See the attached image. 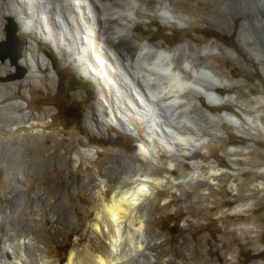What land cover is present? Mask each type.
I'll return each instance as SVG.
<instances>
[{
    "label": "rangeland",
    "instance_id": "1",
    "mask_svg": "<svg viewBox=\"0 0 264 264\" xmlns=\"http://www.w3.org/2000/svg\"><path fill=\"white\" fill-rule=\"evenodd\" d=\"M8 1L0 0V46L10 19L25 46L17 65L0 61V264H35L38 254L67 264L74 251L77 264H94L93 255L112 249L116 228L108 210L121 197L133 199L142 186L135 182L138 173L148 181V195L130 214L136 228L143 221V249L130 254L121 245L119 264H264V105L261 123L248 122L258 114L250 105L264 98V39L239 38L243 23H264V10H230L220 26L225 33L204 23H136L135 35L168 51L217 43L232 54L211 58L230 85L219 90L226 99L219 107L199 99L213 118L196 123L205 141L180 155L168 138L162 145L154 136L155 149L144 158L140 141L147 129L134 134L102 123L98 84L80 77L63 42L41 41L24 29L17 12L6 13ZM29 42L49 59L51 83L44 70L24 63ZM20 69L26 74L15 79ZM223 115L240 126L219 122Z\"/></svg>",
    "mask_w": 264,
    "mask_h": 264
},
{
    "label": "bare ground",
    "instance_id": "2",
    "mask_svg": "<svg viewBox=\"0 0 264 264\" xmlns=\"http://www.w3.org/2000/svg\"><path fill=\"white\" fill-rule=\"evenodd\" d=\"M24 1L9 0L5 3L6 13L17 12L24 29L41 41L63 42L64 54L72 60L80 77L95 81L100 88L103 101L97 104V111L102 123L120 124L134 134L140 127L147 129L140 141V152L144 158L151 156L149 151L154 148V136L162 139H159L162 145L163 139L168 138V147L180 155L189 154L205 141L203 129L198 130L196 123L204 121V117L210 121L213 118L199 99L204 98L209 107H219L226 99L218 92L230 85V81L212 67L211 58L232 54L217 43L189 44L168 51L135 35L136 23L158 20L172 27L204 23L225 33L220 26L227 25L226 16L230 10L236 7L253 12L259 8L264 10V0H188L185 3L179 0H32L27 10L22 7ZM253 37L264 39L263 21L256 19L255 23H243L239 32L241 41ZM95 43L100 49L94 46ZM33 45L32 42L27 44L29 51L24 63L44 70L51 83L52 65L39 48H32ZM263 105V97L250 105L258 113L256 117L248 118L252 125L255 121L261 123L259 109ZM127 118L134 123L121 124V120ZM183 120L196 129L189 128ZM218 121L240 126L228 115L218 117ZM174 136L180 138L184 145L178 144ZM140 176L143 175L138 173L135 182L142 186L130 193L133 199L129 202V199L121 197L109 208L108 215L113 229L116 228L110 237L112 249L102 256L93 255L94 264H119L122 262L119 256L122 246L127 247L130 254L142 251L140 240L144 239V224L138 218L136 228L137 220L134 221L130 214L148 193L145 191L148 181L140 180ZM75 258L74 251L67 264H77ZM49 260L41 254L35 256V264H53Z\"/></svg>",
    "mask_w": 264,
    "mask_h": 264
},
{
    "label": "water",
    "instance_id": "3",
    "mask_svg": "<svg viewBox=\"0 0 264 264\" xmlns=\"http://www.w3.org/2000/svg\"><path fill=\"white\" fill-rule=\"evenodd\" d=\"M9 22L6 28L7 42L0 46V61L10 60L12 64L17 65L23 57L25 42L18 38V27L15 22L12 19ZM25 74L26 71L20 69L15 79H22Z\"/></svg>",
    "mask_w": 264,
    "mask_h": 264
}]
</instances>
